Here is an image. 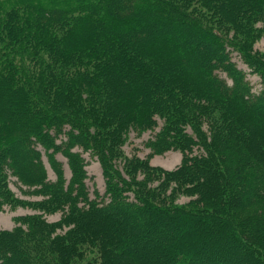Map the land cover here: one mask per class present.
<instances>
[{
	"label": "trees",
	"instance_id": "16d2710c",
	"mask_svg": "<svg viewBox=\"0 0 264 264\" xmlns=\"http://www.w3.org/2000/svg\"><path fill=\"white\" fill-rule=\"evenodd\" d=\"M258 22L264 0H0V201H22L10 174L42 197L27 202L37 213L0 229V264H211L209 250L246 264L238 246L264 264V55L249 45ZM159 125L147 158L179 149L174 170L123 151L131 131ZM83 152L99 158L104 194L92 196ZM175 192L197 197L178 205Z\"/></svg>",
	"mask_w": 264,
	"mask_h": 264
},
{
	"label": "rangeland",
	"instance_id": "374dc122",
	"mask_svg": "<svg viewBox=\"0 0 264 264\" xmlns=\"http://www.w3.org/2000/svg\"><path fill=\"white\" fill-rule=\"evenodd\" d=\"M255 26L259 27V30L254 31L250 35L251 40H249V45L252 48V50L259 51L260 53H262V55H264V24L262 22H258L255 24ZM232 32H233V30H232ZM232 32H231V34H232ZM237 36L239 38L243 37L242 35H239V34H237ZM198 37H200V40L202 41L203 37H201V36H198ZM204 48H207V43L201 44L199 46L200 52L203 51ZM192 55H193L192 57H195L196 53L192 54ZM186 59H188V58H186ZM233 59L237 62L239 67L243 68L247 72L250 71L249 68L246 66V64L242 61L241 56L239 54H237V52H233ZM184 60L185 59L183 58L181 65L184 64L186 66H189L191 63H193V61H191L190 58L187 61L185 60L186 62ZM223 75L226 76L225 74H223ZM248 77H249V79L253 85V90L259 91L260 88L262 87V85L260 83V77L256 74H250V73L248 74ZM121 95H122L123 99H125L127 97L126 93L121 92ZM160 124H162V121H160ZM160 128H161V125H159L155 130H148V131L142 132L140 134H138L134 130L131 131L129 134V139H128L127 143L123 146V151L125 152V155L133 156V154H137V156H139L140 158H147V156L150 155L152 150L146 146V142L150 138H154L156 133L160 130ZM189 131H190V129H189ZM198 152H199V149H196L194 153H198ZM83 155L88 162L87 172L89 174V178L87 179V184L89 186V189L91 191L92 196L95 195V190H99L100 193L104 194L106 184H105V177L103 174L102 164L99 161V158H97V156H95V155H92L90 152H83ZM57 156L63 162L65 174H66L67 178L70 179L72 176V172H71V169L69 167L67 158L60 153ZM182 158H183V153L181 150L171 149V150H168V151H165L162 153H156L152 157L147 158V164H148V166H151V167H159V168H163L166 170H174L181 164ZM44 161H45L47 169H48L49 178L51 180H55L57 178V175H56L55 171L53 170V168L51 167L46 156L44 157ZM120 163L122 166H124L125 161L119 160L118 164H120ZM146 174L152 175L153 172L152 171L145 172V169H141V174L139 177L142 178ZM158 176L159 175L151 176L148 180V185H150L152 187H156L158 184ZM9 179H10L11 189L13 190V192H15L16 196L19 197L22 201H20L19 203L18 202L6 203L3 201H0V229L13 230L15 227L20 225V221H21V218L23 216L38 212V210L33 209V207L30 204H28L27 202H33L37 199H40V198L42 199V197L38 196V195H34L32 193L25 192V191L29 190V187H27L24 184H21L15 175L10 174ZM170 191H171V187L169 186L168 189L166 190V193L170 194L171 193ZM195 197H197V195L191 196L189 194H182V193L178 194L175 192V193L171 194L170 200L174 201L178 205H183V204L190 203V201L195 199ZM204 200L207 203H212L213 201H215L214 199H211L212 202H210L209 198H204ZM252 208H254V206L251 207V209ZM46 217L49 221H56L61 217V213L57 212L54 214H48V215H46ZM114 222H116V221H113V225H115ZM139 236H140V242L147 244L152 249L154 248V246L158 242L153 233H148L141 226L139 227ZM225 245H226L225 246L226 248H224L225 249L224 251L227 252L228 250L231 249L230 246L232 245V243L228 242L227 244L225 243ZM177 250H178L177 251L178 257H180L179 256L180 253H183V255L186 256V252L183 249L178 248ZM235 251L236 250H234L233 252H235ZM228 252H231V251H228ZM209 253L205 257V260H204V261H207L206 263L229 264V262H230L229 257H227L226 259H223L221 257L222 254H219L214 250L213 251L209 250ZM249 254L250 253L247 252L243 246H238L237 253H235V255L237 257L245 256L244 257L245 259H242V261H245L246 264H248V263L249 264H256V261L253 260L252 257L248 256ZM163 258L165 261V260L169 259L170 257L165 256ZM194 260H195V258L191 257L189 259V261L184 260V263L182 262V263H178V264H194ZM239 261H238V263H239ZM202 264H204V263H202Z\"/></svg>",
	"mask_w": 264,
	"mask_h": 264
}]
</instances>
